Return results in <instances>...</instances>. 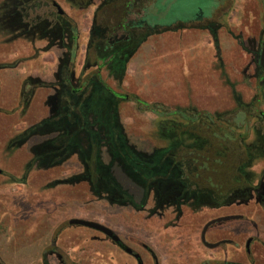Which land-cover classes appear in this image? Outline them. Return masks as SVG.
Segmentation results:
<instances>
[{
  "label": "flooded vegetation",
  "instance_id": "1",
  "mask_svg": "<svg viewBox=\"0 0 264 264\" xmlns=\"http://www.w3.org/2000/svg\"><path fill=\"white\" fill-rule=\"evenodd\" d=\"M155 1L0 0V28L7 35L6 43L20 39L33 46L47 39L63 50L56 58L53 83L43 86L51 91L45 99L47 115L9 139L10 147H20L36 133L42 138L33 145L19 181L25 183L26 173L36 166L54 170L58 177L51 187L82 186L109 205L128 207L134 217L141 214L155 223V234L161 231L169 240L161 246L166 254L187 241L190 256L199 258V264H264V46L259 42L253 52L256 88L247 101L234 98L232 108L214 113L217 118L195 109L177 112V122H184L170 139L188 133L199 142L188 145L167 138L165 149L140 151L123 141L119 107L130 102V94L102 79L106 58H119L112 64L116 66L131 53L137 33L155 27L178 30L190 23L214 33L223 27L222 23L201 24L196 18L154 24L148 13ZM233 6V0H214L211 10L229 15ZM82 30L88 31L84 44ZM6 67L10 66L0 63V69ZM34 83L31 79L21 83L19 100L24 108L31 100L25 89L29 85L31 93ZM93 99L97 104L91 110ZM92 111L101 125L93 126ZM62 173L65 178H60ZM75 218L82 219H71ZM69 220L67 227H82L69 225ZM92 231L122 252L130 264H162L145 243L139 244L142 255L113 230L117 243ZM50 253L58 257L57 251ZM59 262L64 264L61 256Z\"/></svg>",
  "mask_w": 264,
  "mask_h": 264
},
{
  "label": "rangeland",
  "instance_id": "2",
  "mask_svg": "<svg viewBox=\"0 0 264 264\" xmlns=\"http://www.w3.org/2000/svg\"><path fill=\"white\" fill-rule=\"evenodd\" d=\"M233 2L234 6L230 14L224 15V10L212 12L214 0L155 1L148 13L149 21L154 24L165 25L176 20L194 18L201 24L222 23L223 27L215 33L203 29L202 35L210 38L211 42L213 38L217 41L223 68H220V62H216L215 59H202L206 64L200 65L201 71L197 72L198 75L195 74L194 79L172 82L176 87L181 88L178 90L176 88L175 91L182 93V101L176 100L171 103L166 97V82L138 80L133 76L129 66L123 82V91L129 92L130 102L122 104L118 114L123 141L126 139L128 144L136 145L140 151L144 149L153 153L167 147L165 146L167 138L169 142L178 143L180 140L192 145L200 139L189 136L188 133L182 134V139H170L178 129L177 126L184 121L177 122L180 120L177 114L167 116L171 112L163 111L162 104L170 111L173 106L169 105L184 103L189 107L207 110L205 113L214 114L229 107L234 98L247 101L248 95L255 91L252 56L259 42L264 46V0H233ZM80 34V42L84 44L88 32L83 30ZM14 51L16 47H10L8 53ZM23 68L18 70L17 76L20 77ZM262 70L264 75V69ZM230 81H234L235 96L230 92ZM195 87L199 89L203 87L202 96L193 95L192 89ZM12 90L9 88L10 92ZM207 93L210 95H206ZM262 93L264 94V90ZM6 96L10 99V103L15 99L13 93H7ZM177 96L178 94L175 97ZM143 101L154 103L160 112L146 109L142 104ZM96 104V99H93L91 110L93 107L96 109ZM91 116L96 122L93 126L101 125L102 122L98 121L96 112L92 111ZM214 118H217L215 114ZM38 138L41 137H35L32 141ZM4 140L0 132V141L3 142L2 145L0 143V160H3L0 161V166L10 170H20L27 161L26 149L30 145L17 150L18 146L10 147L9 140L5 143ZM70 166L71 164H68V167ZM114 173L115 171H112L111 174ZM62 174L63 177H59L65 178L66 175ZM56 177L58 176L54 170L35 169L26 175L25 183L20 181L18 183L16 180L17 183L8 186H2L0 177V264H43L44 262L60 264V256L64 264H130L127 257L109 241H103L100 234L83 227H67L66 222L74 217L107 224L120 235L127 246L142 255L144 253L139 244L149 245L156 251L162 264L200 263L199 258L190 256L189 242H183L176 252L166 254L161 246L167 245L169 240L163 237L161 231L155 234L158 228L155 223L144 220L141 214L134 217V213L128 207L117 208L109 205L99 199L95 193L84 190L82 186L51 187V181ZM6 183L7 180L4 184ZM120 184L125 187V182L120 181ZM143 216L147 217L146 213ZM52 249L57 251L58 257L50 253Z\"/></svg>",
  "mask_w": 264,
  "mask_h": 264
},
{
  "label": "crops",
  "instance_id": "3",
  "mask_svg": "<svg viewBox=\"0 0 264 264\" xmlns=\"http://www.w3.org/2000/svg\"><path fill=\"white\" fill-rule=\"evenodd\" d=\"M202 32L203 29H178L147 36L134 51L131 49V53L126 58L121 59L120 63L116 66L113 67L112 64L114 59L119 58L113 57L110 59L107 57L105 66L101 70L100 75L108 85L118 88L121 93L129 94L128 91H123V82L127 76L128 68L131 67V72L134 74L133 76L138 80H162L166 82V97L168 98V102L169 100L171 103L176 100L177 102H181L182 93L180 94L175 91L176 88L178 90L180 87H176L172 83L173 81L194 79L195 74L198 75L199 73L197 72L201 71L200 65L206 64L202 59H215L216 62H220V68H223L217 41L213 38V42H211V39L203 36ZM6 38L7 35L1 31L0 63L8 64L10 66L9 68L6 67L5 69H0V132L5 139L4 143L7 142L10 137L21 132L23 129L28 128V126L35 124L47 115L48 105H46L45 99L50 95L51 91L43 86H48L53 83V73L57 62L56 58L63 54L61 48L57 47V45L52 46L47 39H40L39 41H36L33 46H30L28 43L20 39L6 43L4 41ZM10 47H16V51L11 54L8 53ZM80 47L82 49V46ZM2 51L4 54L1 53ZM34 51H37V53ZM14 64L16 66L12 68L11 66ZM20 68H23L24 70L22 69L23 73L19 74V77L16 74H18ZM25 79H31L33 83L34 81L37 83L33 84V91H31V93L30 86L27 85L25 91H28L27 94H31V96L29 95L31 100L29 106L24 108L21 105L19 98L21 93V83ZM9 88L13 90L10 92ZM172 88H174V90H172ZM233 88L235 90L234 81H230L229 89L231 94ZM202 89L203 87L200 89L196 87L193 88V95L197 97L196 94H201L200 96H202ZM205 89L207 90V87H205ZM7 93H13L15 96V99L13 101L11 100V103L10 99H7ZM176 94H178L177 97H175ZM206 95H210V93H207ZM145 103L149 105L154 104L148 102ZM174 104L169 105L173 106L171 111L170 109L168 110L166 105H161L162 108L164 107L163 111L166 113L168 111L171 112L168 113L167 116L173 114L179 115L177 112L186 109H195L199 112L207 111L199 110L195 107H189V105H185L184 103L182 105ZM232 106L233 103L224 109H230ZM144 107L147 109V106ZM35 137L40 136L38 133L34 134V137H32L26 145L18 147L17 150L21 149L23 146L26 147L27 145L33 147L34 144L41 140V138H38V140L32 141ZM2 144L3 142L1 145ZM30 146H27L26 149L28 156L27 161L31 157L32 147L30 148ZM27 161L24 162L23 167L17 171L5 169L3 166H0V169L4 172V175L0 176L2 178V186L14 185L17 183L22 177ZM35 169L46 171L43 168L36 166L28 171L26 175L30 174ZM6 180L7 183L4 184Z\"/></svg>",
  "mask_w": 264,
  "mask_h": 264
},
{
  "label": "water",
  "instance_id": "4",
  "mask_svg": "<svg viewBox=\"0 0 264 264\" xmlns=\"http://www.w3.org/2000/svg\"><path fill=\"white\" fill-rule=\"evenodd\" d=\"M73 224L100 232L103 235H105L107 238H109L113 243H117L119 241V238L114 234V232L111 229L101 225L100 223L75 218L69 220V225H73ZM209 246L213 247V245H209ZM125 251L127 253H131V249L129 248H126Z\"/></svg>",
  "mask_w": 264,
  "mask_h": 264
},
{
  "label": "trees",
  "instance_id": "5",
  "mask_svg": "<svg viewBox=\"0 0 264 264\" xmlns=\"http://www.w3.org/2000/svg\"><path fill=\"white\" fill-rule=\"evenodd\" d=\"M184 29H204V27H201V25H193V24H190V23H186L184 27H182ZM165 31H172L170 29H167L165 27H155L153 28L152 30H149V31H146V32H138V37H137V40H136V44L135 46H133L132 48V51L135 50V48L143 41L145 40V38L147 36H150V35H153V34H160V33H163ZM102 43V41H101ZM102 45V44H101ZM141 102V101H140ZM143 105L147 106V108H150L151 111L153 112H160L159 109H158V106L157 105H149L145 102H142ZM162 112V111H161ZM194 120V119H192ZM43 264H46L45 262Z\"/></svg>",
  "mask_w": 264,
  "mask_h": 264
}]
</instances>
